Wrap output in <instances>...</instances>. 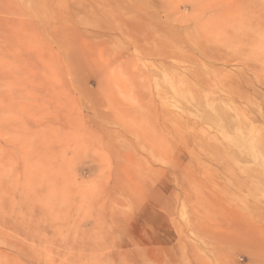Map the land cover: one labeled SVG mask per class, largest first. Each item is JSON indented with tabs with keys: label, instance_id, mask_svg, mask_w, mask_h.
Returning <instances> with one entry per match:
<instances>
[{
	"label": "rangeland",
	"instance_id": "obj_1",
	"mask_svg": "<svg viewBox=\"0 0 264 264\" xmlns=\"http://www.w3.org/2000/svg\"><path fill=\"white\" fill-rule=\"evenodd\" d=\"M0 264H264V0H0Z\"/></svg>",
	"mask_w": 264,
	"mask_h": 264
}]
</instances>
